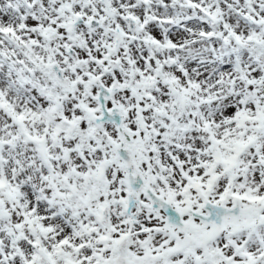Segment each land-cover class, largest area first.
<instances>
[{"label":"snow or ice","instance_id":"1","mask_svg":"<svg viewBox=\"0 0 264 264\" xmlns=\"http://www.w3.org/2000/svg\"><path fill=\"white\" fill-rule=\"evenodd\" d=\"M0 264H264V0H0Z\"/></svg>","mask_w":264,"mask_h":264}]
</instances>
